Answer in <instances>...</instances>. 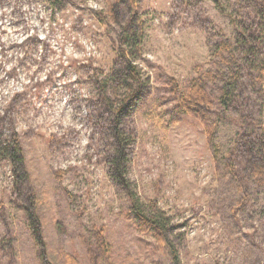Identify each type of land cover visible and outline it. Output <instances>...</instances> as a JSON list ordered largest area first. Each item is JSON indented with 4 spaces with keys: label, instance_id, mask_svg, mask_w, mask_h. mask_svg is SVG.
I'll list each match as a JSON object with an SVG mask.
<instances>
[{
    "label": "rangeland",
    "instance_id": "rangeland-1",
    "mask_svg": "<svg viewBox=\"0 0 264 264\" xmlns=\"http://www.w3.org/2000/svg\"><path fill=\"white\" fill-rule=\"evenodd\" d=\"M131 12L145 28L139 67L150 80L124 120L131 188L170 218L181 264H264V190L239 206V184L216 167L200 121L167 115L171 80L185 88L209 68V39L233 34L211 0H0V138L16 135L24 157L15 172L0 147V264H43L25 208L51 264H175L166 242L135 225L108 163L111 121L92 99ZM237 131L220 124L222 157Z\"/></svg>",
    "mask_w": 264,
    "mask_h": 264
},
{
    "label": "trees",
    "instance_id": "trees-1",
    "mask_svg": "<svg viewBox=\"0 0 264 264\" xmlns=\"http://www.w3.org/2000/svg\"><path fill=\"white\" fill-rule=\"evenodd\" d=\"M119 1L125 5L132 0ZM211 1L228 19L233 34L228 36L220 30L209 39V68L196 67V76L185 88L171 80V91L177 100L167 115L172 123L180 116H193L200 121L216 167L222 164L224 176L239 184L242 196L239 206H244L250 203L252 187L264 190V0ZM144 39L143 21L137 13L131 12L119 34V61L110 74L94 77L92 99L111 121L113 144L108 163L112 167L113 180L126 192L135 225L151 233L153 238L166 242L174 263L181 264L171 238L174 227L170 218L156 202H143L126 178L130 134L123 127L124 120L131 109L136 112L142 107L143 93L150 81L139 67ZM223 122L238 128L233 146L224 157L217 142ZM0 147L3 155L15 165V172L23 167V150L16 135L7 140L0 138ZM25 210L34 242L42 250L40 261L51 264L46 258L39 219L28 208ZM261 210L264 213V205ZM98 235L97 247L105 252L109 246L104 235ZM10 246L3 244L4 250L9 251Z\"/></svg>",
    "mask_w": 264,
    "mask_h": 264
}]
</instances>
